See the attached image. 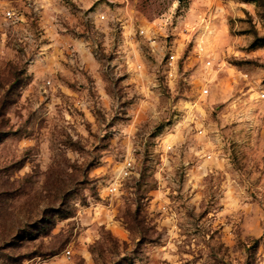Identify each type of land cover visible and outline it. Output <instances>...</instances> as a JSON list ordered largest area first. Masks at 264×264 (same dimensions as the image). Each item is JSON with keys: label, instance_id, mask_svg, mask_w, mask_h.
Segmentation results:
<instances>
[{"label": "rangeland", "instance_id": "1", "mask_svg": "<svg viewBox=\"0 0 264 264\" xmlns=\"http://www.w3.org/2000/svg\"><path fill=\"white\" fill-rule=\"evenodd\" d=\"M0 264H264V0H0Z\"/></svg>", "mask_w": 264, "mask_h": 264}, {"label": "built area", "instance_id": "2", "mask_svg": "<svg viewBox=\"0 0 264 264\" xmlns=\"http://www.w3.org/2000/svg\"><path fill=\"white\" fill-rule=\"evenodd\" d=\"M173 59H175L174 56H173V54H170V55H169V62H170V64H171V61H172ZM206 91H207V90H206Z\"/></svg>", "mask_w": 264, "mask_h": 264}, {"label": "bare ground", "instance_id": "3", "mask_svg": "<svg viewBox=\"0 0 264 264\" xmlns=\"http://www.w3.org/2000/svg\"><path fill=\"white\" fill-rule=\"evenodd\" d=\"M208 24H209V23H208ZM208 24L206 25V27H205V28H208V27H209V25H208ZM204 41H205L204 39H201V40H200V42H201V43H203Z\"/></svg>", "mask_w": 264, "mask_h": 264}]
</instances>
